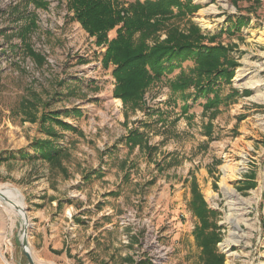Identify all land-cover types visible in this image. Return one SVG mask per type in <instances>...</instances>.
<instances>
[{"label": "rangeland", "instance_id": "374dc122", "mask_svg": "<svg viewBox=\"0 0 264 264\" xmlns=\"http://www.w3.org/2000/svg\"><path fill=\"white\" fill-rule=\"evenodd\" d=\"M44 1L46 7L0 0V264H29L23 236L34 264H204L193 232L200 222L189 204L192 184L216 212L222 264H264V0H191L195 11L158 32L162 40L167 27L187 33L194 26L228 47L237 65L217 103L192 104V88L172 89L163 78L135 110L113 95L111 67L101 62L105 47L64 0ZM31 13L37 27L30 45L42 62L20 50L16 28ZM237 17L247 24L226 32ZM193 65L184 62V73ZM240 67L261 82L258 90L236 80ZM42 111L59 112L80 131L46 123L67 150L61 165L31 147L49 137L37 122ZM132 129L155 148H128ZM225 164L232 168L227 183L245 203L233 212L221 190ZM230 212L244 238L230 245L228 258Z\"/></svg>", "mask_w": 264, "mask_h": 264}, {"label": "trees", "instance_id": "16d2710c", "mask_svg": "<svg viewBox=\"0 0 264 264\" xmlns=\"http://www.w3.org/2000/svg\"><path fill=\"white\" fill-rule=\"evenodd\" d=\"M62 1V0H58ZM66 8L81 27L94 38L96 45H102L103 67H111L114 78L113 95L121 99L125 108L142 109L144 94L155 82H171L172 89L180 91L192 88V104L199 98H205L203 107H211L218 102L216 92L222 82H229L233 76L236 60L230 55L227 46L215 43L216 36H204L194 26L187 33L177 27H167L166 37L159 39L158 32L175 17H185L195 11L191 0H64ZM35 7H46L44 0H31ZM15 7L11 10L15 11ZM26 21L16 28L20 38V50L35 60L42 62L43 57L30 45V36L36 29V14L26 15ZM247 24V19L237 17L231 21L233 33ZM115 29V35L108 37V32ZM192 61L193 67L184 73L183 63ZM179 68V75L174 80L167 76ZM212 94V97L210 95ZM184 111L188 104L184 101ZM80 113L79 110H75ZM59 112L42 111L38 118L45 139L34 140L31 147L35 155L52 165H61V160L68 156L67 150L57 143L60 136L51 125L54 123L64 130L80 132L74 126L59 118ZM35 121L34 119H31ZM128 148L139 146L150 150L146 135L137 129L128 131L124 138ZM63 168V167H62ZM64 171V169H63ZM251 183H249L250 185ZM252 185V184H251ZM190 206L200 224L194 229L195 240L201 248L204 264H222L223 255L218 253L216 244L220 241L217 225L214 221L216 212L207 205L192 184Z\"/></svg>", "mask_w": 264, "mask_h": 264}, {"label": "bare ground", "instance_id": "6f19581e", "mask_svg": "<svg viewBox=\"0 0 264 264\" xmlns=\"http://www.w3.org/2000/svg\"><path fill=\"white\" fill-rule=\"evenodd\" d=\"M248 74H249V71L246 70V68L240 67L237 70L236 80H244L245 79L244 80V84H246L247 86H249L250 88H252L254 90H258L259 86L261 85V82H259L258 80H254L253 77L248 76ZM114 101L116 103H120V100H118V99H114ZM223 167H224V174L223 175H225V176H224V178L222 179V182H221V184H222V189L221 190L224 193V195L227 197V199L229 200V202H228L230 204L229 207H231L230 209L232 211V209L237 208L238 205H243L245 203H244V200H242L235 193V191L229 186V184L227 183V178L230 176L231 169H232L231 166L228 165V164H225ZM1 189L2 188H0V195H2ZM4 197H6V196H4ZM7 197H8V195H7ZM21 210H22V208H21ZM232 212H230V214H228L226 216V219L229 222V224L231 225V227H232L231 229L232 230L229 231V233H228V235H227V237H226V239H225V241L223 243V248L227 252L228 258L233 255V254L230 253V250H229L230 245L234 244V243H239L244 238V236L239 233V226H238L239 219L236 216H233ZM7 264H11V263L7 262ZM226 264H232V263H231V261H227Z\"/></svg>", "mask_w": 264, "mask_h": 264}, {"label": "water", "instance_id": "95a60500", "mask_svg": "<svg viewBox=\"0 0 264 264\" xmlns=\"http://www.w3.org/2000/svg\"><path fill=\"white\" fill-rule=\"evenodd\" d=\"M26 218V217H25ZM24 222H25V220H24ZM26 223V222H25ZM26 228V227H25ZM23 242H22V244H23V253H24V255L27 257V259H28V263L29 264H34L33 263V260H32V258H31V255H30V252H29V250L27 249V247L25 246L26 245V237L25 236H23Z\"/></svg>", "mask_w": 264, "mask_h": 264}]
</instances>
